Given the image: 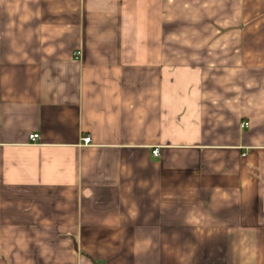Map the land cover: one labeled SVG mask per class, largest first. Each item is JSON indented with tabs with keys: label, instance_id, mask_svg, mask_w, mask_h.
Segmentation results:
<instances>
[{
	"label": "crops",
	"instance_id": "crops-1",
	"mask_svg": "<svg viewBox=\"0 0 264 264\" xmlns=\"http://www.w3.org/2000/svg\"><path fill=\"white\" fill-rule=\"evenodd\" d=\"M0 264H264V0H0Z\"/></svg>",
	"mask_w": 264,
	"mask_h": 264
},
{
	"label": "built area",
	"instance_id": "built-area-1",
	"mask_svg": "<svg viewBox=\"0 0 264 264\" xmlns=\"http://www.w3.org/2000/svg\"><path fill=\"white\" fill-rule=\"evenodd\" d=\"M248 126H249L248 123H244L243 124V127H246L247 128ZM38 139H39V135H31L30 136V141L32 143H36L38 141ZM83 143H84V145H89L91 143V138L89 136L84 137L83 138ZM154 155L155 156H159V151L158 150H155L154 151Z\"/></svg>",
	"mask_w": 264,
	"mask_h": 264
}]
</instances>
